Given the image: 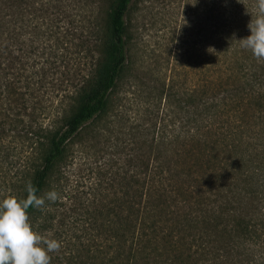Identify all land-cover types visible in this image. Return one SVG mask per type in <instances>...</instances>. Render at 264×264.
<instances>
[{"label": "trees", "instance_id": "trees-1", "mask_svg": "<svg viewBox=\"0 0 264 264\" xmlns=\"http://www.w3.org/2000/svg\"><path fill=\"white\" fill-rule=\"evenodd\" d=\"M34 1L0 0V153L7 151L3 142L8 136L43 132L46 141L36 140V148L43 150L39 164L34 165L31 151L24 156L29 164L9 178L14 188L31 182L39 197L68 142L105 109L121 76L132 0H115L111 7L102 60L93 69L91 84L88 78L71 91L57 93L63 101H76V109L61 128L39 126L35 131L32 124L25 128L23 109L39 96L48 72L45 63L50 61H36L43 53L36 50L33 28L27 31L29 48H23L22 6L30 7L32 26L41 10ZM256 2H230L231 21L243 33L251 34L248 25L256 15ZM57 31L47 26L45 34ZM226 44L218 37L212 78H203L199 89L187 93L186 106L193 104V109H185L179 121L181 151L161 157L154 146L146 156L137 150L119 156L116 201L105 212L88 213L84 233L77 236L80 249L61 264H264V60L258 61L251 50ZM35 108L44 110L42 105ZM180 140L167 139V149ZM36 210L30 206L27 212ZM103 214L106 218L100 220Z\"/></svg>", "mask_w": 264, "mask_h": 264}, {"label": "rangeland", "instance_id": "rangeland-1", "mask_svg": "<svg viewBox=\"0 0 264 264\" xmlns=\"http://www.w3.org/2000/svg\"><path fill=\"white\" fill-rule=\"evenodd\" d=\"M231 1L132 0L126 15L127 63L108 95L107 105L68 142L39 196L45 197L44 206L37 208L35 214H28L34 230L61 242L60 250L50 253L51 264L64 263L80 249L77 236L84 233L82 223L88 213L105 212V207L116 201L119 156L132 155L136 150L146 156L154 146L157 149L153 151L161 157L169 155L170 150L181 151L182 136L176 135H182L178 132L179 121L184 118L185 109H193V104L186 106L187 93L199 89L203 78H212L218 37L231 49V45L241 48L240 40L251 35L249 31L243 33V28H235ZM114 2L35 0V9L41 10L33 16L32 26H28L30 7L23 4V48H29L27 31L33 28L34 45L43 53L42 59L36 61H50L45 63L48 72L39 96L26 102L23 109L26 129L30 124L34 131L39 126L44 130L61 128L64 119L76 109V101H63L57 93L71 91L88 78V84L93 80L95 67L102 60L103 34ZM51 4L53 7L49 8ZM47 26L58 31L45 34ZM39 105L43 111L32 110ZM194 132L195 127L190 133ZM31 134L4 139L10 155L6 156L7 151L0 153L1 201L9 196L25 199L27 180L14 188L9 178L29 164L24 156L31 151L34 165L39 164L43 150L36 148V140L43 132ZM169 138L180 142L167 149L165 142ZM42 141L46 139L42 137ZM49 191L57 192L55 202L46 198ZM45 218L48 222H43ZM102 218H106L104 214Z\"/></svg>", "mask_w": 264, "mask_h": 264}, {"label": "clouds", "instance_id": "clouds-1", "mask_svg": "<svg viewBox=\"0 0 264 264\" xmlns=\"http://www.w3.org/2000/svg\"><path fill=\"white\" fill-rule=\"evenodd\" d=\"M256 15L248 27L251 35L241 39V46L251 50L258 61L264 60V0H257ZM31 182L27 185V198L9 196L0 202V264H51L50 253L58 252L61 242L34 230L27 209L42 208L45 197H38ZM48 200L55 202L58 194L49 191Z\"/></svg>", "mask_w": 264, "mask_h": 264}]
</instances>
